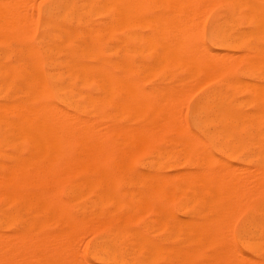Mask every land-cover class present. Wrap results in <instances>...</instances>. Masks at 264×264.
<instances>
[{"label": "bare ground", "instance_id": "1", "mask_svg": "<svg viewBox=\"0 0 264 264\" xmlns=\"http://www.w3.org/2000/svg\"><path fill=\"white\" fill-rule=\"evenodd\" d=\"M29 1L36 3L37 0H0V44L4 45L9 42L13 44L14 41L20 45V48L17 50H10L6 54L0 55V264H21L26 260L37 264H87L84 260L81 262L80 258L77 256L83 251L81 247L83 241H81L82 243L79 241V244L81 243V246H79L81 247V252L77 251L76 245H78V242L76 244L74 243L77 241V238L79 240L83 238H81L82 235H80L81 225L77 224L68 216L64 205L59 199V192L63 187L65 188V193L69 201L78 204L79 208L86 206L91 210L92 216L98 220V230H102L108 238L114 235L125 239V242L121 239L118 240L114 238L97 241V243L92 246V254L98 264H264V204H255L256 201L264 197V144H256L261 160L260 166L257 169L254 168L255 170L253 172H249L250 169L247 171L246 168L245 173L247 175L243 170V172L241 171L242 174L239 173V168L242 169L243 167H237L236 169L233 167L231 169L228 167L230 164L226 165V162L222 163L223 161L220 163L214 156L212 157L211 154L209 155L208 152L210 151H207V147L203 143V140V142H201V139H199L200 143L195 144L196 140H198L196 135L192 140H189L191 138L188 136L187 140L189 141L186 144H182V142H186L183 138V141L179 137L177 139L178 142L175 141V143H179L177 147L179 145L181 147L179 151L184 149L187 154L194 155L192 157H195V164L193 166L194 170L192 171H186L185 173L181 171V174H174L172 176L162 173L160 169L155 172L136 174L132 172L129 165L119 162L116 163L112 170L106 168V164L112 158L110 144H113L107 142L106 138L107 136L118 137L120 134L119 132H121V130L123 131L124 126L120 129L116 125L111 127L109 124V126L103 124V118L106 117L107 119L108 117L107 114L104 113L105 108L112 107L113 110H115L121 106L118 103L122 104L124 102L125 105H131L134 108L137 107V109L139 108L147 111L149 107H152V105L154 106V104L151 102L152 100L149 99L151 95H149L148 91H146V89H141L143 85L142 87L138 86L140 83L137 82L138 85L134 83L135 87L133 86L134 79L132 80L127 65L125 66L126 68L122 70L123 75L121 76L117 73V66L109 65L104 62L101 57V42L105 37L108 38L115 35L118 30L121 31L122 28L125 29L129 28L131 24L134 25V23L130 24L132 18L147 15L145 14V9L152 0H47V3L42 9L44 16V33L37 45L30 43V38L28 40L30 33H32V36L34 35L33 29L29 30V33L28 27L30 24L34 26L36 20H34L33 17L37 11V6L35 9L33 6L34 4L31 2V4H29ZM153 1L156 5L157 3L160 4L159 0ZM198 1L200 0H162L163 3L166 2L170 5V8L174 10L173 12L177 10L178 16L180 15L179 17L182 16V14L179 13H183V16H186L185 13H187L188 18L190 17V14H188L190 9H194L193 6L197 3V8H195L197 10L202 8V13L199 14L200 12H196L197 10H193L194 12L192 11L190 13H194L191 15L192 17L200 15V21L203 23L205 13L206 15L208 14V11L204 10V8L212 10L211 8H214L216 4L218 5V2L216 0V3L214 0H210L213 3L208 0ZM218 1L223 2L231 12H236V9L240 8V10L245 9L247 11H244V14H242L244 15L242 19L245 17L247 23L249 22L251 27L247 31L244 30L237 38L241 36L243 38L252 36V38L254 37L256 40L261 37L259 34L261 29H264V6H261L259 0H252V2L250 0ZM199 3H201L200 6L198 5ZM28 4L30 5L29 7L32 6L33 9H35L33 15L32 7L30 8L32 11L29 12L27 10L29 9V7H27ZM36 4H38V2ZM203 5L206 7L204 6L203 8ZM152 6L153 5H151V7ZM142 12L144 13L142 14ZM165 13L163 14L165 15ZM164 15H161L164 19H161L163 17H158L160 18L158 21L166 20L168 22L167 17L169 15L167 14L166 18ZM176 15L171 14L170 16L174 18ZM151 16L153 17L151 19H156L153 14ZM151 16H149V18ZM198 16L194 19L199 20ZM92 17H102L103 22L91 23ZM179 17L175 18L176 20L178 19L177 22L175 20L178 24L184 21L182 18L181 21H179ZM145 18H143L144 21ZM35 19L37 18L35 17ZM185 19L188 20L187 17H185ZM197 20H192V23ZM138 21L139 20H137V22ZM164 21H162V24L161 22L158 23L159 26L160 24L163 26ZM200 21H197L199 24L196 23V25L194 22L193 24L195 26L192 24L189 25L190 27L188 24H190L191 21L189 23H187L188 21H184V24H187L185 28L188 27L190 29L191 26H193V28L197 27L201 29L203 26ZM140 22L143 23L141 20ZM166 23L165 26H167ZM172 23L173 20L171 24ZM174 23L172 24L173 26L169 25L171 29L177 25ZM137 24H139V22ZM158 24L156 23L155 25ZM184 24L182 25L184 26ZM149 26L151 25L149 24L147 28H149ZM178 27H180V25H178ZM221 27L215 26L211 30L213 36L219 39L220 42L231 45L239 40L233 39L234 35L232 36V34H230L232 33L231 30H225ZM159 28L157 29L159 30ZM163 28L161 29L162 31H164ZM183 28L184 27L180 30L175 26V36L172 34L173 30L166 29L165 32L169 30L172 34H168L169 37L171 36L170 39L169 37L166 38V36H168L167 33L165 34V32H163L164 35L162 33L160 34H162V37L164 36V38L170 40V42L173 41V39H171L173 37L174 41L175 37L178 38L180 36L179 38H184L182 40V43H184L182 46L181 43L180 46L183 51L187 47V50H185L187 53L183 52L182 49L178 50L180 49L179 45L176 46L178 47L176 52L177 50L178 52L182 51L181 54H179L180 56L178 55L179 57L176 56L178 52L176 53L175 49L174 51L172 50L176 48L173 44L176 43L178 39L174 43L169 42L171 44V47L169 44V48H171L172 52H175V56L178 60L180 59L179 62L182 61V66H187L188 72L193 65L191 61H194V58L198 55L195 54L196 50L197 53H199V49L202 48L200 53L203 55L202 52L204 49L203 46L200 47V42V46L198 47V44H195L196 42L193 44L189 38L192 37L195 39L196 36L194 35L196 34L197 36H201L200 32L203 28L201 31L198 29L199 32L195 33L193 31L196 30V28L193 29V31L187 29L189 35L187 34L186 37L189 39V43H185L186 38L185 36L183 37V33L185 32V35L187 30L184 31ZM151 29L152 32L150 33H156L157 29L156 31L155 28L154 30L153 28ZM176 31L180 33L177 34V36ZM190 32L192 33L191 35ZM133 34L134 33H132V35ZM236 34H238V32ZM147 35H149V33ZM157 35L160 36L159 31ZM150 38L152 37L150 36ZM142 39H144V37H141V40ZM199 39L200 41L202 40L201 38ZM156 40L157 39L150 41L153 42V44L150 43L153 45L152 47H154V45L157 46L154 50H157L158 45L164 42L163 38V42L161 41V36L158 41L162 43L157 42V45V43L155 44ZM167 40L165 42H167ZM143 41L144 43L147 42L145 39L142 40V42ZM178 42L180 43L181 41ZM190 43L194 47L195 45L197 47L194 48ZM215 43L217 44V42ZM166 44H168V42ZM188 44L191 46H188ZM163 45H160L159 49L160 47L162 48ZM164 46L167 47L166 45ZM108 47H110V45ZM188 47H191V51ZM258 47L257 51H259ZM192 49L194 50V54L192 53ZM168 50L166 48L165 54L168 52L170 55L171 52ZM206 50L207 48H205V52H203L204 55L209 51ZM129 51L131 50L129 49ZM164 51L165 50H163V52ZM189 51L193 59L190 58ZM119 52H121V50ZM182 53L185 55L187 54L188 58L192 59L189 60L190 62L188 61L189 64H191L190 67L189 64H187L188 62H186L188 59L186 61L183 60L184 55H182ZM200 53L197 57L200 56ZM163 54L164 53H162V56ZM215 54H218V52H215L214 55ZM220 54H224L223 57L219 55V57L224 60L213 57L214 55L211 54V57L208 56L209 58H206V56L205 58H200V56V61L196 57L197 60L195 61H197V63L200 62L201 65L204 64L200 69L198 68L200 64L197 65L195 63L201 75H203L202 68L204 66V70L206 71L210 68L209 70L211 72H208L209 76L212 72L214 74L217 71L216 75H211L212 77H208L207 75V78L204 76L205 78H200L202 79L201 81L197 78L198 81H193L197 85L193 84L191 81V85L187 82L188 86H186V82L184 81L183 83L181 81L182 84H180L182 87L179 88L181 91L178 89L179 95L170 94L169 97L168 93L167 96L169 98H166L171 101L172 96L177 97L176 100L178 101L174 102V97L171 101V107L173 105L172 108L175 106L179 107L177 110L176 107L174 111H178V113L179 110L180 112L182 111V109H180L182 108L181 103H184L183 99L185 100L187 98L190 94V90L192 92L198 86V89H200L201 83L203 87L210 81H213V79L219 78V73L221 75L222 71L223 74L229 71L230 65L234 64V61L232 62L231 59L227 62V59H230L233 53H230L231 56H225L227 52H221ZM243 54L244 55H241L242 57L240 58L239 55L234 54L232 58L236 56V62L240 63L241 59L242 61L243 59H247L245 58L246 55L248 57L247 52L246 55L245 53ZM154 56L153 58H155ZM164 56L167 58V55ZM175 56L173 57L172 55V59L174 60L172 64H175L176 61V63H179ZM187 56H185V58ZM158 57L159 56H157V59ZM11 58H15V62H11ZM205 59V63L202 64L201 62H204ZM258 59L260 61L263 59L264 61V56L258 57ZM167 60L168 59L165 61L167 62ZM254 61L256 62L255 59ZM160 62L162 63V59ZM168 62H171V55L170 61ZM184 62L186 63L184 64ZM249 62L250 61H248V63ZM252 63L251 61L250 64ZM165 64L166 63L163 61V65ZM167 64L165 66H167ZM172 64L170 63V65ZM122 65L123 64H121V66ZM157 65H159L158 62L155 66ZM163 65L160 64V67L157 68H161ZM206 65L208 69H206ZM225 66H227V70L226 68L224 69ZM232 66L234 67V65ZM236 66L238 67V65ZM157 68H155L154 72H156ZM178 68L175 67V71ZM183 68L186 69L185 67ZM262 68H264V65ZM162 69L159 70L161 71ZM191 69L193 68L191 67ZM195 69L196 68H194V70ZM149 71H151V69H149ZM206 71L204 73H207ZM184 72L186 73V71ZM145 74H147V72ZM152 74H150V76ZM200 74L194 73L196 77ZM192 75H189L190 77L186 75V77H189H187V79L195 77ZM153 77H155V75ZM144 78L146 80L145 76ZM182 79L184 80V78ZM207 79L208 82L204 84ZM179 80H181V78ZM203 80L204 83L202 82ZM136 81L138 80L135 79L134 82ZM234 82H236V79ZM239 82H243L240 81V77ZM245 82L247 83V80ZM236 83L239 84L238 80ZM261 84L263 83L261 82ZM261 84L258 83L259 87ZM184 85L186 87H184ZM193 85H195V87ZM225 85L228 86V84ZM253 85L255 86V83H253L252 86ZM137 86L141 91L140 89L136 90ZM236 86L237 85L234 87ZM174 87L177 89L178 86ZM174 87L172 88L173 90ZM263 87L262 85L261 88ZM185 88H188L189 94L186 93ZM244 88H246V90L249 89L247 87ZM167 89L169 90V87ZM251 89L256 90L255 87ZM142 90L146 91L149 96L144 93V91L143 94ZM258 90H256L259 94V96L257 94V98L262 94L259 93L260 90ZM261 91L264 93V88ZM213 93L210 96H213ZM119 94L123 97L122 99H124V101L119 102ZM184 94L185 96H183ZM263 95L264 94H262V97ZM164 96L165 94H162L161 101H165ZM215 99L217 102L215 101V105L209 109V115H206L207 117L203 120L209 121L207 124H213V130L210 135L215 138L212 140L214 144L221 145L220 149H227L225 151L233 155L240 150V146L242 147L240 144L245 143V139L238 135L237 130L240 129L237 127L238 122L250 121L251 118L255 119L254 121L258 119L264 120V98L261 99L262 106L260 105V107L262 108L253 112V114H251L252 116L248 115V117L238 115L229 110L227 104H225L226 100L222 97L217 96ZM157 100L160 102V99ZM168 100L165 104H168V102L170 103ZM148 101L151 102V104ZM210 101L212 100L210 99ZM210 101L207 100V103ZM207 103L206 105H210ZM257 103L258 102H256V104ZM238 105L239 103L237 106ZM161 106L165 108L164 104ZM168 106L169 104L166 105L167 108ZM232 106L233 105H231V107ZM171 107L169 106L168 110L166 109L165 113L167 118H165V121L164 118L161 117L164 122H161L159 127L156 126L157 129L160 128L158 131L156 130L157 133L160 132L157 134V137L159 136L160 139L162 138L160 135L163 136L166 129H168L166 131L170 134V131L172 132L173 130L174 133V131L176 132L177 130L176 128H179V132L183 134L182 130L185 131V128H187V125L186 127L184 126L186 123L183 124L185 122L184 120V122L180 120L178 122V117H174L177 114L172 113ZM179 114L181 115V113ZM112 116L114 117V114ZM171 117H174V119L176 118L175 121L177 123H174L175 121ZM170 119L174 122L170 121ZM167 120L173 123L172 125L170 124L171 126H175L176 128L172 127L173 129H171ZM128 122H130V120ZM176 124L179 126L183 125L185 128H183V126L178 127ZM105 125L108 126L105 127L106 129H104ZM253 125L255 126V124ZM167 126H169V128ZM135 127L133 126L134 129H137V127ZM164 127L166 128L164 129ZM133 128L132 130L129 128L130 131H127V129L125 131V134L133 138V141L136 139L142 142L147 136L150 137V131L153 132L151 128L139 127L137 130ZM160 130H164V132L162 133ZM190 133L191 131L188 132V134ZM145 140L147 142V139ZM145 140L143 141L144 143H146ZM137 143H135V145ZM141 145L143 146L145 144ZM169 145L173 146L172 143ZM142 146L140 147L141 149L143 148ZM182 153L183 151L179 155ZM189 155H187V157ZM162 157L164 158V156ZM243 174H245V176ZM123 179L128 180L129 187L135 190L130 193H128V191L120 192L117 187V181ZM173 202H179L178 209H174L172 206ZM251 203L255 205L252 216L243 221L236 230L237 241L243 249V251H240L236 247L233 239H231L230 232L234 229L233 225L236 221H233V219H235L236 213L241 208ZM105 209H108V212H106ZM140 212L142 214L144 212L153 214L156 224L155 238L147 236L145 231L133 225L136 213ZM51 228H55L56 231H51ZM87 232L89 233L88 230ZM77 252L80 253L77 254ZM81 258L83 259L82 256Z\"/></svg>", "mask_w": 264, "mask_h": 264}, {"label": "rangeland", "instance_id": "2", "mask_svg": "<svg viewBox=\"0 0 264 264\" xmlns=\"http://www.w3.org/2000/svg\"><path fill=\"white\" fill-rule=\"evenodd\" d=\"M34 1H36V0H34ZM155 1H158V0H155ZM194 1V0H193ZM203 1H205V0H203ZM203 1H202V4H203ZM208 1H210V0H208ZM217 2H218V5L216 4V6H214V8H211L212 10H210L209 8L207 9H205L204 8V6L205 5H203L202 7L204 8V10H207L208 11V14L206 15V13L205 12H203V13H205V17H204V19H203V23L200 21V15L198 16L199 17V20H197V19H194V18H197V16L196 17H192L191 15H193L194 13H190V12H192L193 10H197L196 8V5H197V3H195L196 5H194L193 7H194V9H190V11H189V13L188 14H190V19L188 18V16H187V13H185L186 14V16L184 15L183 16V13H179V14H182V16L181 17H179L178 16V11L177 10H175V12H173L174 10L173 9H171L170 8V5L169 4H167L166 2L165 3H163L162 2V0H159V3L160 4H158L157 3V5H156V3L152 0L149 4H148V6H146V9H145V14H147V15H144L143 17L142 16H139L138 18L137 17H134V18H132L131 20H130V24L131 23H134V25H130V27L129 28H125V29H121V31L120 30H118L116 33H115V35H113V36H111V37H105L104 38V40L101 42V46H100V48H101V50H102V54H101V57H102V59L104 60V62L106 63V64H109V65H115V66H117L118 67V70H117V73L119 74V75H123V71L122 70H124L126 67V65L129 67V70H130V74H131V77H132V80L134 79H136V80H138V81H136V82H134V80H133V86L135 87V84L134 83H137V82H139L140 84L138 85V83H137V85L138 86H141L142 87V85H143V87L141 88V89H146V91H148V93H149V95H151V96H149L148 95V93H146V91H144V90H142V93H143V91H144V93H146L148 96H149V99L150 100H152L151 102H153V104H154V106L152 105V107H149V110H147V111H144V110H141V109H137V107H133V106H129V105H125L124 104V102L122 103V104H124V105H122L121 103H118L119 105H121V106H117L118 108H116L115 110H113V108L112 107H106L105 108V110H104V113L105 114H107V119H106V117H105V114H104V117L105 118H103V120H102V123L103 124H106V125H111V127L112 126H114V125H116V126H118L120 129H121V127H123L124 126V129H123V131L121 130V132H119L120 134L118 135V137H113V136H107V138H106V140H107V142H110V143H113V144H110L111 145V152H112V158L108 161V163L106 164V168L107 169H110V170H112L113 169V167H115V165H116V163H121V164H127V165H129L130 166V168H131V170H132V172H134V173H136V174H143V172L144 173H149V172H155V171H158L159 169L161 170V172L162 173H164V174H168V175H170V176H172V175H176V174H181V171H182V173H185L186 171H192V170H194V164H195V157H192V156H194V155H189V153L187 154V152H185V150L183 149L182 151H183V153L181 154V155H179L182 151H179V150H181L180 148V145L177 147V145L179 144H177V143H175V141L176 142H178V137L182 140V138H183V140L185 139V141L186 142H182V141H180V142H182V144L184 143V144H186V143H188V141L189 140H192L193 138H195L196 136H197V139L198 140H196V143L195 144H199L200 143V141H199V139H201V142H203L205 145H206V147H207V151H210V152H208L209 153V155L211 154L212 155V157L214 156V158L218 161V162H222V163H225L226 162V165L228 164H230V166H228V167H230L231 169L234 167V169H236L237 167H243L242 169L241 168H239L240 169V172L239 173H241V171L243 170L244 171V173H245V170H246V168H247V171H248V169H250L249 170V172L250 171H254L255 169H257L259 166H260V164H261V160H260V157H259V153H258V150H257V147H256V144H264V120H256V121H254L255 119H253V118H251V120L250 121H246V122H238V125H237V127L238 128H240V129H238L237 131H238V135L239 136H241L242 138H244L245 139V143L244 144H240V145H242V147L240 146V150L239 151H237V153H235V154H233V155H231V153L230 152H228V151H225V150H227V149H224V150H222V149H220V146H219V144H214V142L212 141V140H214L215 138L214 137H212L211 135H210V133L212 132V130H213V124L212 123H210V124H207V123H209V121H206V120H203V119H205L208 115H209V112H210V108L212 107V106H214L215 105V101H216V97L218 96V97H222L224 100H226L225 101V104H227V108L229 109V110H231V111H233L234 113H236V114H238V115H241V116H245V117H248V115L250 116L251 114H253V112H255V111H257L259 108L261 109L262 107H260V105H261V99L262 98H264V95H263V97H262V94H264L261 90H263V88H261L262 87V85L264 86V68H262L263 67V65H264V61H263V59L260 61L259 59H258V57H261V56H264V32H263V30L261 29V32H260V38L259 39H256L255 40V38L253 37L252 38V36H249L248 38H247V36H246V38H243L242 36L241 37H239V38H237L238 37V35H240V34H242V32L245 30V31H247V30H249L250 29V24H249V22L247 23V20L245 19V17L242 19V17L244 16V15H242V14H244V11H246L245 9H242V10H240V9H236V12L234 11H230V9L229 8H227L226 6H225V4L223 3V2H219L218 0H216ZM251 2H252V0H250ZM257 1V0H256ZM260 1V3H261V6L263 5L264 6V0H259ZM34 4L33 6H34V8L36 9V6H37V11H36V13L34 14V10L35 9H33V7H32V9H33V12H32V15L34 14V20H36L35 21V24H34V26L33 25H31L30 24V26L28 27V31L29 30H31V29H33V31H34V35L32 36V33H30V31H29V33H30V37L28 36V40H29V38H30V40H29V42L30 43H32L33 45H37L38 44V42L40 41V39L42 38V36H43V33H44V30H43V24H44V16H43V13H42V9H43V6L47 3V0H37L36 1V3L38 2V4H36L35 2H33V1H29V4ZM198 2H201V0L200 1H198ZM207 2V1H206ZM210 2H212V1H210ZM214 2H215V0H214ZM153 3V4H152ZM155 3V4H154ZM213 3V2H212ZM216 3V2H215ZM221 3V4H220ZM28 4V6L27 7H29L30 5ZM43 4V5H42ZM206 4V3H205ZM209 4V3H208ZM211 4V3H210ZM151 5H153L152 7H151ZM199 6L201 5V3H199L198 4ZM213 5V4H212ZM158 6V7H157ZM210 6V5H209ZM31 7H29V9H27L29 12L30 11H32V10H30V8ZM196 7V8H195ZM206 7V6H205ZM213 7V6H212ZM153 8V9H152ZM157 8H159V9H157ZM168 8H169V12H168ZM201 8V7H200ZM199 8V9H200ZM171 9V10H170ZM202 9V8H201ZM201 9L200 10H197L196 12H200L199 14H201L202 12H201ZM166 10H167V12H166ZM210 10V11H209ZM263 10H264V7H263ZM172 11V12H171ZM177 11V12H176ZM239 11V12H238ZM166 12V13H165ZM194 12V11H193ZM195 12V13H196ZM247 12V11H246ZM245 12V13H246ZM144 12H142V14H143ZM156 13V14H155ZM160 13V14H159ZM163 13H165V15L163 14ZM175 13V14H174ZM235 13V14H234ZM142 14H140V15H142ZM153 14V16L154 17H156V19L154 18V20L153 19H151V18H153L151 15ZM169 15L168 17L166 16V15ZM176 15L174 18H173V16H170V15ZM224 14V15H223ZM155 15H157V16H155ZM161 15H164L165 16V18L167 17V19H168V22L165 20H162V21H164L163 22V26L161 25L162 24V21H158V19L160 20V18H158V17H163V16H161ZM149 16H151L150 18H149ZM204 16V15H203ZM35 17L37 18V19H35ZM147 18V20H146V18ZM172 17V18H171ZM180 18L179 19V21H181V18H182V20H184V21H188L187 23H189L190 21H191V23L190 24H188V26L189 25H193V26H195L196 25V23L197 24H199V22H197V21H200V23H202V28H203V30H202V28L201 29H199V28H197V27H195L196 28V30H194L193 31V29H195V28H193V26H191V28L189 29L188 27H186L185 28V26H187V24L185 25L184 23V21L182 22V24H184V26L181 24V22H180V24H178V23H176L177 21H178V19L176 20L175 18ZM185 17H187V19L188 20H186L185 19ZM191 17H192V20H197V21H194L195 22V25L192 23V20H191ZM238 17V18H237ZM32 18V19H33ZM136 18V19H135ZM142 18V19H141ZM143 18H145V21L143 20ZM203 18V17H202ZM227 18V19H226ZM150 19H151V21H150ZM161 19H164V17L163 18H161ZM245 19V20H244ZM264 19V18H263ZM33 20V21H34ZM136 20V21H135ZM137 20H139L138 22H139V24H137L138 22H137ZM140 20L143 22V23H141L140 22ZM170 20V21H169ZM172 20H173V23L175 22V20H176V22L174 23V24H177V25H175V26H177V28H179L180 30H181V28L182 27H184L183 28V30L185 31V30H192L194 33L195 32H199V30L201 31L200 33H201V36L199 37V36H197V34L196 35H194V33H193V35L194 36H196V38L194 39V38H192L191 36H189V37H191V38H189L190 39V41L194 44V42H196L195 44H198V47L200 46V47H202L203 46V52H205V48H207V50H209L208 52H206L205 53V55H204V53L202 52V54L203 55H201V53H200V51L202 50V48H200L199 50L200 51H198L199 53H200V58H205V56H206V58H209V57H211L210 56V54L211 55H214V53L216 52H218V54H215L213 57H218V59L220 58L219 57V55L220 56H224V54H220L221 52H227V54H225V56L227 55V56H229L230 55V53L232 54V57L234 56V54H237V55H239V58L240 57H242L244 54L243 53H245V55H246V52H247V54H248V57H247V55L245 56V58H247V59H243V61H242V59H241V62L240 63H237L236 62V60H235V58H236V56H235V58H228L227 59V62H228V60H231L232 59V62L234 61V64H231L230 65V69H229V71H227L226 73H224L223 74V71H222V74L220 75V73H219V78L217 77V79L215 78V79H213V81H210L209 83H207L206 84V82H208V79L207 80H205V83H204V80L202 81L204 84H206V85H204L203 87H202V83L200 84V83H198V84H200L201 85V88L200 89H198V87H196L195 88V90L194 91H192L191 92V90H190V94L188 93V88H185V91H186V93L187 94H189L188 96H187V98L184 100L183 99V101H184V103H181L182 104V108H180V109H182V111L180 112V110H179V113H181V115L178 113V111L176 112V111H174V109L177 107V106H175L174 108H172L173 107V105H172V107H171V104H172V98L174 97V96H172V98H171V101H170V99L168 100V99H166V98H169L170 97V94H173V95H176V94H178L179 95V93H178V89L179 88H181L182 87V82L184 83V81L186 82V86H188L187 85V82H189V85H191L190 83H191V81H192V83L193 84H196V83H194L193 81H195V80H197L198 81V79H200V78H205L204 76H206V78H207V75H208V77H210L211 75L213 76V75H216V72L213 74V72L211 73V75L209 76V69H208V66L206 65V69H208V71H206V70H204L205 68V66L202 68L203 69V75H201L199 72V70L197 69V65H199L200 64V62H198L197 63V61H195V60H197V59H199V61L201 60L199 57H197L198 55H199V53H197V50L196 49H194V48H196L197 46L195 45V47L193 48L194 50H196V52H195V54H198L196 57H197V59H196V57L194 58V61H191V64L193 63V65L191 66L193 69H191V67H190V65L191 64H189V60H192L193 59V56H191V47L189 48V52H190V58H192V59H190V58H188V56H187V54L185 55V54H183L182 53V55H184V59H183V56H182V59L183 60H187L186 62H188L187 64H189V67H190V69L188 70V72H187V66H182V61H180L179 62V60H178V58L177 57H179L180 55L179 54H181V52L183 51V49H182V45H183V43H182V40L184 39H181V38H177V37H175V41H176V43H174L175 41H174V37L173 38H171V39H173V41H171L172 43H174L173 44V46H178L179 45V47H180V49H178V50H181L182 49V51H180V52H178V50H177V52H178V54H176V56H175V52H176V49L178 48V47H176V48H173V46H172V50L174 51V49H175V52H172V50H171V48H169V44L171 43L170 42V40H167L166 38H168L169 37V35H174L175 36V26H174V28H172L171 29V27L169 26V25H171V26H173L172 24H171V22H172ZM32 21V20H31ZM135 21V22H134ZM228 21V22H227ZM99 22H103V19H102V17H92V20H91V23H99ZM150 22V23H149ZM151 22H152V24H151ZM161 22V24H160V26H159V24L158 23H160ZM167 22V23H166ZM169 22H170V24H169ZM232 22H233V24H232ZM123 23V22H122ZM151 25V26H149V28H147V26L149 25V24ZM158 24V25H155V24ZM165 23H166V25L167 26H165ZM219 23V24H218ZM235 23V24H234ZM247 23V24H246ZM140 24H144L143 25V27H142V25H140ZM148 24V25H147ZM264 24V23H263ZM136 25H137V27H136ZM155 25V26H154ZM178 25H180V27H178ZM40 26V27H39ZM132 26V27H131ZM141 26V27H140ZM160 28H159V27ZM161 26H162V28H163V30L164 31H162L161 29ZM169 26V27H168ZM198 26V25H197ZM200 26H201V24H200ZM215 26H219V27H221V28H223V29H225V30H227V29H229V30H231V32L232 33H230V34H232V36H233V39H239L238 41H235L234 43H232L231 45H226L225 43H222V42H220L219 41V39H217V38H215L214 36H213V34H212V32H211V30H212V28L213 27H215ZM264 26V25H263ZM262 26V27H263ZM159 28V30L157 29V28ZM190 27V26H189ZM230 27V28H229ZM151 28H153V30H154V28H155V31H156V29H157V31H156V33L154 32L153 34L152 33H150V32H152L151 30ZM234 28V29H233ZM264 28V27H263ZM35 29V30H34ZM127 29V30H126ZM166 29H170V30H173V33L171 34L170 32H169V30H167V32H165L166 31ZM199 29V30H198ZM177 30V29H176ZM188 30L186 31L187 33L184 35V33H183V37L185 36V38H186V41H185V43H189L188 42V40L189 39H187V34L189 35V32H188ZM158 31H159V35L161 36V41H162V38L164 39L163 41L165 42L166 40H167V42H168V44H166L167 42H159L158 40H160V36H158L157 34H158ZM191 31V32H192ZM32 32V31H31ZM149 33V35H147L148 33ZM163 32H165V34L167 33V35L168 36H166V38H164V36L162 37V34H163ZM177 33H176V36H177V34H180L179 33V31H176ZM181 32V31H180ZM190 32V35L192 34ZM238 32V34H236ZM263 32V33H262ZM132 33H134L133 35H132ZM138 33V34H137ZM160 33H162V34H160ZM261 33H262V35H261ZM126 34V35H125ZM142 34H143V36H142ZM154 34H155V36H154ZM181 34H182V32H181ZM129 35H131V36H129ZM135 35V36H134ZM164 35V34H163ZM192 35V36H193ZM131 37V38H129V37ZM150 36L152 37V38H150ZM155 38H154V37ZM126 37H128V38H126ZM135 37V38H134ZM141 37H144V39L147 41H145L146 43H144V41L142 42V40H144V39H142L141 40ZM146 37H148V38H146ZM159 37V38H158ZM171 37V36H170ZM170 37H169V39H170ZM182 37V36H181ZM201 38L202 40V44H201V41H200V39L199 38ZM203 37V38H202ZM123 38V39H122ZM139 38V39H138ZM154 38V39H153ZM242 38V39H241ZM137 39V40H136ZM150 39H153V40H155V39H157L156 40V42H155V44L158 42V43H162V44H160V45H166L167 47H165L164 45H163V47L161 48L160 47V49H159V46L160 45H158V43H157V45H158V49L157 50H154V49H156L157 48V46L156 45H154V47H152L153 45H151L150 43H152L153 44V42H150V41H153V40H150ZM180 39V40H179ZM192 39H193V41H192ZM216 39H217V41H216ZM241 39V40H240ZM120 40V41H119ZM123 40V41H122ZM178 41H181L180 43L178 42ZM198 41V42H197ZM124 44H123V43ZM170 42V43H169ZM199 42H200V45H199ZM215 42H217V44L215 43ZM236 42H237V44H236ZM179 43V44H178ZM182 43V44H181ZM180 44H181V46H180ZM190 44H188V46H191ZM12 45V46H11ZM110 45V47H108ZM148 45V46H147ZM185 45V44H184ZM22 46V45H21ZM145 46V47H144ZM151 46V47H150ZM251 46V47H250ZM258 46H260V47H258ZM116 47V48H115ZM119 47H120V49H119ZM127 47V48H126ZM156 47V48H155ZM170 47H171V44H170ZM184 47V46H183ZM257 47L259 48V51H257ZM13 48V49H12ZM20 48V45L18 44V43H16V42H14L13 41V44H12V42H9V43H7V44H4V45H1L0 44V55H2V54H6L7 52H9L10 50H17V49H19ZM107 48V49H106ZM112 48H113V50H112ZM143 48H145V49H143ZM166 48H167V50H168V48H169V50L168 51H170L171 53H170V55H171V64H172V62H174V60L172 59L174 56H175V58H176V60H178V62L179 63H176L175 62V64L173 63L172 65H170V63L168 62V61H170V55H169V53L167 52V54H165L166 53ZM185 48V47H184ZM187 48V47H186ZM185 48V50H187ZM111 51H110V50ZM129 49L131 50V51H129ZM136 49V50H135ZM143 49V50H142ZM149 49V50H148ZM165 50L164 52H163V50ZM192 49V53H193V50ZM105 50V51H104ZM109 50V51H108ZM121 50V52H119ZM126 50V51H125ZM154 50V51H153ZM185 50L183 51V52H185ZM206 50V51H207ZM138 51V52H137ZM131 52V53H130ZM142 52V53H141ZM159 52V53H158ZM161 52V53H160ZM176 52V53H177ZM188 52V53H189ZM209 52H210V54H209ZM213 52V53H212ZM255 52V53H254ZM162 53H164L163 54V56H162ZM185 53H187V52H185ZM242 53V54H241ZM252 53H253V55H252ZM157 54H159V55H157ZM194 54V53H193ZM192 54V55H193ZM250 54H251V56H250ZM155 55V56H154ZM164 55H167L166 57L167 58H165V56ZM172 55H173V57H172ZM179 55V56H178ZM242 55V56H241ZM148 56V57H147ZM152 56V57H151ZM153 56L155 57V58H153ZM157 56H159L158 57V59H157ZM161 56H162V58H161ZM185 56H187L186 58H185ZM209 56V57H208ZM231 56V55H230ZM249 56H250V58H249ZM165 58V59H164ZM174 58V59H175ZM238 58V57H237ZM161 59H162V63L160 62L161 61ZM166 59H168L167 60V62H168V64H167V62L165 61ZM220 59H222V58H220ZM226 59V58H225ZM234 59V60H233ZM254 59L256 60V62L254 61ZM173 60V61H172ZM222 60H224V59H222ZM246 60V61H245ZM250 61L249 63H248V61ZM11 62H15V58H11V60H10ZM115 61H116V64H115ZM152 61V62H151ZM163 61L167 64V66H165V65H163ZM202 61H203V59H202ZM205 61H206V59L204 60V62H201L202 64L203 63H205ZM226 61V60H225ZM224 61V62H225ZM238 61H239V59H238ZM251 61L253 62L252 64H250L251 63ZM263 61V62H262ZM155 64H154V63ZM158 62V64L159 65H157V66H155L156 65V63ZM160 62V63H159ZM186 62H184V64L186 63ZM231 62V63H232ZM258 62H260V63H258ZM262 62V63H261ZM135 63V64H134ZM197 65H196V64ZM207 63V62H206ZM226 63V62H225ZM237 63V64H236ZM258 63V64H257ZM121 64H123L122 66H121ZM140 64H142V65H140ZM160 64L161 65H163V66H161V68H157V67H160ZM238 65V67L236 66V65ZM260 64V65H259ZM137 65H138V67H137ZM144 65V66H143ZM195 65H196V67H195ZM204 65V64H203ZM203 65H199L198 66V68H200L201 69V66H203ZM228 65V64H227ZM232 65H234V67L232 66ZM251 65V66H250ZM259 67H258V66ZM121 66V67H120ZM170 66H172V67H170ZM229 66V65H228ZM236 66V67H235ZM256 66V67H255ZM145 67H146V69H145ZM150 67H152V68H150ZM175 67L176 68H178L176 71H175ZM183 67H185L186 69H184ZM227 66H225L224 67V69L226 68ZM122 68V69H121ZM141 68V69H140ZM144 68V69H143ZM155 68H157L156 69V72H154V70H155ZM163 68V69H162ZM181 68V69H180ZM194 68H196L195 70H197V71H195L194 70ZM235 68V69H234ZM252 68H254V69H252ZM257 68V69H256ZM139 69H140V71H139ZM143 69V70H142ZM149 69H151V71H149ZM159 69H162L161 71L159 70ZM221 69V68H220ZM223 69V70H224ZM240 69V70H239ZM45 70H46V67H45ZM158 70H159V72H158ZM216 70V69H215ZM226 70H227V68H226ZM257 70V71H256ZM261 70V71H260ZM262 70H263V72H262ZM147 72V74H145L146 72ZM148 71H149V73H148ZM153 71V72H152ZM184 71H186V73H188V74H186ZM195 71V72H194ZM199 71V72H198ZM207 72V73H204V72ZM212 71H213V69H212ZM133 72V73H132ZM135 72V73H134ZM185 74H184V73ZM191 72H192V74L194 75V73L195 74H200V75H197V77L195 78V77H192L191 79H187V77L190 75H192L191 74ZM211 72V71H210ZM220 72H221V70H220ZM225 72V71H224ZM261 72V73H260ZM152 73H154V74H152ZM184 75H183V74ZM150 74H152L151 76H150ZM204 74H206V75H204ZM218 74V73H217ZM148 75V76H147ZM155 75V77H153ZM186 75H188L187 77H186ZM192 75V76H193ZM144 76L146 77V80H145V78H144ZM151 78H150V77ZM160 76H162V77H160ZM186 78H185V77ZM189 76V77H190ZM199 76V77H198ZM211 76V77H212ZM218 76V75H217ZM258 76H259V78H258ZM148 77V78H147ZM188 77V78H189ZM237 77V78H236ZM239 77H240V81H243V82H239ZM156 78V79H155ZM166 78V79H165ZM181 78V80H179ZM182 78H184V80L182 79ZM198 78V79H197ZM143 79V80H142ZM175 79H176V81H175ZM202 79H200L199 81H201ZM212 79V78H211ZM230 79V80H229ZM233 79V80H232ZM235 79H236V82H237V80H238V83L241 85V87H240V85L239 84H237L236 82H234L235 81ZM242 79V80H241ZM228 80H229V82H228ZM247 80V83L245 82V81ZM172 81H173V83H172ZM178 81H180V82H178ZM182 81V82H181ZM196 81V82H197ZM249 81V82H248ZM252 81H253V83H255V89L256 90H260V88H261V90L259 91V93H262V94H260V97H258L257 98V91L256 90H253V89H251V88H254L253 86H252ZM257 81V82H256ZM259 81V82H258ZM141 82H143V83H141ZM219 82V83H218ZM228 82V83H227ZM261 82L263 83V84H261ZM179 85H178V84ZM181 83V84H180ZM216 83V84H215ZM223 83V84H222ZM230 83V84H229ZM234 83V84H233ZM245 83V84H244ZM250 83H252V84H250ZM258 83H260L261 85H260V87H259V85H258ZM177 84V85H176ZM225 84H228V86L227 85H225ZM233 84V85H232ZM197 85V84H196ZM232 87H231V86ZM235 85H239L238 87L236 86V87H234ZM247 85V86H246ZM138 86L136 87L137 89L136 90H138V89H140V88H138ZM172 86V87H171ZM174 86H178L177 87V89H176V87H174ZM185 85H184V87H186ZM194 87H195V85H193ZM257 86H258V89H257ZM145 87V88H144ZM169 87V90L167 89ZM170 87H171V90H170ZM174 87V90L172 89ZM190 87V86H189ZM192 87V86H191ZM222 87V88H221ZM223 87H224V89H223ZM234 87V88H233ZM242 88V89H240V88ZM244 87H247V88H249V89H247L246 90V88H244ZM141 89H140V91H141ZM158 89V90H157ZM175 89H176V93H175ZM187 89V90H186ZM192 89H194V88H192ZM216 89V90H215ZM155 90V91H154ZM211 90H213L214 91V93H213V91H211ZM152 91H153V93H152ZM179 91H181V89H179ZM143 93V94H144ZM159 93V94H158ZM169 93V94H168ZM212 93H213V96H210V95H212ZM222 93V94H221ZM250 93V94H249ZM255 93H256V95H255ZM162 94L164 95L165 94V96H164V98H165V101H161L162 99H161V96H162ZM167 94H168V96H167ZM180 94H183V93H180ZM204 94V95H203ZM221 94V95H220ZM237 94V95H236ZM249 94V95H248ZM252 94V95H251ZM206 95H208V96H206ZM146 96V95H145ZM167 96V97H166ZM183 96H185V94L183 95ZM183 96H181V97H183ZM210 96V97H209ZM226 96V97H225ZM258 96H259V94H258ZM157 97V98H156ZM118 98H120L119 99V102H122V101H124V99H122L123 97L119 94V97ZM146 98H147V96H146ZM163 98V97H162ZM163 98V99H164ZM175 99H174V102H176V101H178V100H176L177 99V97L175 96L174 97ZM178 98H179V100H180V97L178 96ZM185 98V97H184ZM207 98V99H206ZM214 100H213V99ZM228 100H227V99ZM155 99V100H154ZM157 99H160V102H159V100H157ZM210 99L212 100V101H210ZM147 100V99H146ZM154 100V101H153ZM167 100L168 101H170V103L168 102V104H169V106L173 109H171V111H172V113H174V114H177V115H175L174 117H178V122H179V120L181 121V122H184L183 124H185L184 126L186 127V125H187V128H185L183 125V128H185V131L184 130H182V132H183V134H185V135H183L181 132H179V128H176L175 126H171L173 123H170V121H172V119L175 121V119H174V117H171L172 119H170V121L169 120H167L168 122H169V125H170V127H171V129H173L172 127H174V128H176L177 130H176V132L174 131V133H173V130H172V132L170 131V134H169V132H167L166 130H168V129H166L165 130V132H167V133H165L164 132V130L162 131V130H160V131H162V133L164 132L165 133V135H164V133H163V136L162 135H160L162 138L160 139V137L158 136L157 137V134L158 133H160V132H156V130L158 131V129H160V128H158L157 129V127L156 126H160L159 124H161V122L163 123L164 121H165V118H167L166 117V109L168 110V108H169V106H168V108L166 107V105H168L167 103L165 104V102H167ZM207 100L208 101H210V102H208L207 103ZM242 100V101H241ZM259 100V101H258ZM182 101V100H181ZM181 101H179V102H181ZM203 101H205V102H203ZM252 101V102H251ZM149 102V101H148ZM151 102H149L150 104H151ZM156 102V103H155ZM163 102V103H162ZM179 102H177V103H179ZM213 102V103H212ZM217 102V101H216ZM235 102V103H234ZM247 102V103H246ZM254 102V103H253ZM256 102H258L257 104H256ZM206 103L207 104H210V105H206ZM239 103V105L237 106V104ZM128 104H131V103H128ZM160 105V107H159V105ZM162 104H164L165 105V108H164V106H161ZM174 104V103H173ZM185 104V105H184ZM245 104V105H244ZM247 104H248V106H247ZM251 104V105H250ZM158 105V106H157ZM175 105H178V104H175ZM230 105V106H229ZM231 105H233L232 107H231ZM250 105V106H249ZM151 106V105H150ZM262 106V105H261ZM155 107H156V109H155ZM159 107V108H158ZM112 108V109H111ZM134 108V109H133ZM161 108H163V109H161ZM179 107H177L176 108V110L178 109ZM204 108V109H203ZM119 109V110H118ZM164 109H165V111H164ZM259 109V110H260ZM247 111V112H246ZM145 112V113H144ZM176 112V113H175ZM171 113V114H172ZM183 113V114H182ZM249 113V114H248ZM114 114V117L112 116ZM135 114V115H134ZM139 114H140V116H139ZM185 114V115H184ZM111 115V116H110ZM123 115V116H122ZM125 115V116H124ZM129 115H130V118H129ZM137 115V116H136ZM198 115V116H197ZM207 115V116H206ZM180 116H181V118H180ZM252 116V115H251ZM120 117H121V119H120ZM135 117H136V119H135ZM148 117V118H147ZM164 118V121H162L163 119L162 118ZM183 117V118H182ZM109 118V119H108ZM147 118V119H146ZM185 118V119H184ZM112 119V120H111ZM130 120V122H128L129 120ZM182 119V120H181ZM140 120V121H139ZM142 120V121H141ZM184 120V121H183ZM134 121V122H133ZM166 121V122H167ZM174 121H172V122H174ZM107 122V123H106ZM126 122V123H125ZM132 122V123H131ZM167 122V123H168ZM157 123V124H156ZM167 123H166V125H167ZM174 123H177L176 121L174 122ZM258 125H257V124ZM150 124V125H149ZM165 124V123H164ZM163 124V125H164ZM179 124V123H178ZM182 124V123H181ZM253 124H255V126L253 125ZM104 126V129H106L105 127H108V126ZM251 126V128H250V126ZM126 126V127H125ZM132 126V127H131ZM133 126L135 127H137V129L139 128V127H142V128H148V129H150L151 128V130H153V132L152 131H150L149 132V134H150V137L149 136H147L145 139H147V142H146V140H145V142L146 143H144L143 141L142 142H140V141H137L136 139L133 141L132 139L133 138H131L130 136H127L126 134H125V131H126V129H127V131H130V129L129 128H131V130H132V128H133ZM150 126V127H149ZM176 126H178V127H182V126H179V125H177L176 124ZM252 126H254V127H252ZM135 127V128H136ZM154 127V128H153ZM155 127H156V129H155ZM161 127L163 128V126L161 125ZM168 128H169V126H167ZM257 127V128H256ZM161 128V129H162ZM166 127H164V129H165ZM134 129V128H133ZM137 129H134V130H137ZM180 129H182V128H180ZM188 131H187V130ZM133 130V131H134ZM155 130V131H154ZM175 130V129H174ZM189 131H191V133L190 134H188V132ZM154 132H155V134H154ZM185 132V133H184ZM193 132H194V136H193ZM151 133H153V134H151ZM179 133V134H178ZM187 133V134H186ZM168 134V135H167ZM178 134V135H177ZM181 134V135H180ZM256 134V135H255ZM191 135H192V137H191ZM196 135V136H195ZM253 135V136H252ZM153 136V137H152ZM181 136V137H180ZM188 136H190V138L191 139H189V140H187L188 138ZM255 136V137H254ZM259 136V137H258ZM261 136V137H260ZM124 137V138H123ZM156 137V138H155ZM185 137V138H184ZM253 137V138H252ZM129 138V139H128ZM174 138V139H173ZM261 138V139H260ZM129 140V141H128ZM152 140H153V142H152ZM203 140V141H202ZM255 140V141H254ZM149 141V142H148ZM197 141H199V142H197ZM132 142V143H131ZM138 142V143H137ZM167 142V143H166ZM191 142V141H190ZM254 142V143H253ZM255 142H257V143H255ZM259 142V143H258ZM135 143H137L136 145H135ZM170 143H172V145L173 146H171V145H169ZM174 143H175V146H174ZM248 143V144H247ZM251 143V144H250ZM141 144H145V145H141ZM202 144V143H201ZM255 144V145H254ZM116 145V146H115ZM138 145V146H137ZM149 145V146H148ZM168 145H169V147H168ZM143 147L142 149H143V151H142V149L140 148V147ZM146 146V147H145ZM216 146V147H215ZM178 148V149H177ZM139 149V150H138ZM251 149V150H250ZM138 150V151H137ZM141 150V151H140ZM173 151H175V152H173ZM221 151H223V152H221ZM249 151V152H248ZM123 152V153H122ZM127 152V153H126ZM180 152V153H179ZM125 153V154H124ZM163 153H164V155H163ZM174 153V154H173ZM248 153V154H247ZM252 153V154H251ZM129 154V155H128ZM162 154V155H161ZM183 154H185V155H183ZM229 154V155H228ZM247 154V155H246ZM255 154H256V156H255ZM171 156V157H169V156ZM187 155H189V156H191V157H187ZM227 155V156H226ZM251 155V156H250ZM128 156V157H127ZM156 156V157H155ZM162 156H164V158L162 157ZM243 156H248V157H243ZM161 157V158H160ZM185 157V158H184ZM252 157V158H251ZM256 157H257V159H256ZM241 158V159H240ZM246 158V159H245ZM192 161H191V160ZM221 160V161H220ZM155 164H154V163ZM178 162V163H177ZM180 163H182V164H180ZM183 163H184V165H183ZM153 164V165H152ZM178 164V165H177ZM170 165H172V166H170ZM232 165H234V166H232ZM152 166H153V168H152ZM146 167V168H145ZM164 167H166V168H164ZM168 167H170V168H168ZM245 167V168H244ZM138 168V169H137ZM255 168V169H254ZM163 169V170H162ZM233 169V170H234ZM239 169H238V171H239ZM242 171V172H243ZM246 171V172H247ZM249 172H247V173H249ZM251 172V173H252ZM242 174V173H241ZM246 174V173H245ZM245 174H243L244 176H245ZM247 175V174H246ZM250 183V182H249ZM130 185H129V181L128 180H126V179H123V180H118L117 181V187H118V189H119V191L120 192H126V191H128V193H130V192H132V191H134L135 189L134 188H132V187H129ZM64 193V194H63ZM59 199H60V201L62 202V204L64 205V207H65V209H66V212H67V214H68V216L72 219V220H74L77 224H79V225H81V231H80V235H82L81 236V238L83 237L84 238V240H83V238L81 239L80 238V236H79V238L81 239V240H79L78 238L76 239L77 241H75L74 243L76 244L77 242H78V245H76L77 246V251H82L81 250V247L83 248V251L80 253V252H77V254L78 253H80V254H78L77 256L80 258V261L81 262H83L82 260H84V262H87V264H98L97 263V261L94 259V257H93V254H92V246H94V244H96L97 243V241L99 242V241H102V240H105V239H121L122 241H124L125 242V239L124 238H122V237H118V236H114V235H112L110 238H108L107 237V235L105 234V233H103V231L102 230H98V228H97V222H98V220H97V218H95V217H93L92 216V212H91V210L88 208V207H83V208H79L78 207V204H74V203H72L71 201H69V198L67 197V195H66V193H65V188L63 187L62 189H61V191L59 192ZM70 203H69V202ZM83 203V202H82ZM255 204H259V205H263L264 204V197L263 198H261L260 200H258V201H256L255 202ZM172 206L174 207V209H178V206H179V202H173V204H172ZM248 207V208H247ZM246 208H247V210H246ZM254 208H255V205L254 204H249V205H246L244 208H241L237 213H236V215H235V219H233V221H236L235 223H234V229H232V231L230 232V237H231V239H233V241H234V243H235V245H236V247L240 250V251H243V249L241 248V245H240V243L237 241V233H236V230H237V227L243 222V221H245V220H247L248 218H250L251 216H252V214H253V211H254ZM105 211L106 212H108V209H105ZM241 213V214H240ZM138 215V216H137ZM237 217V218H236ZM239 217V218H238ZM80 218V219H79ZM154 216H153V214L152 213H150V212H144L143 214L140 212V213H136V215H135V220H134V222H133V225L136 227V228H138V229H141V230H143V231H145V233L147 234V236H149V237H151V238H155L156 237V224H155V221H154ZM150 220V221H149ZM152 220H153V222H152ZM92 225V226H91ZM96 225V226H95ZM91 226V227H90ZM93 227V228H92ZM148 227V228H147ZM154 228V229H153ZM82 229H84V230H82ZM86 229V230H85ZM91 229V230H90ZM97 231H96V230ZM87 230L89 231V233L87 232ZM146 230H148V231H146ZM51 231H56V229L55 228H51ZM84 231V232H83ZM154 231V232H153ZM84 233V234H83ZM91 234H93V235H91ZM89 235V236H88ZM233 237H232V236ZM116 237V238H115ZM94 240H96V241H94ZM79 241L81 242V241H83V244H79ZM75 246V247H76ZM79 246H81V247H79ZM75 250H76V248H75ZM81 254H83V255H81ZM81 256L83 257V259L81 258ZM78 258V259H79ZM27 261V262H26ZM25 262H23V263H21V264H27V263H30V264H37V263H35V262H32V261H29V260H26Z\"/></svg>", "mask_w": 264, "mask_h": 264}]
</instances>
